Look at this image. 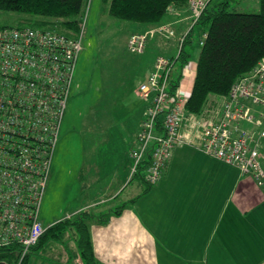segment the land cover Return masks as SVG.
I'll use <instances>...</instances> for the list:
<instances>
[{
    "label": "built area",
    "instance_id": "obj_1",
    "mask_svg": "<svg viewBox=\"0 0 264 264\" xmlns=\"http://www.w3.org/2000/svg\"><path fill=\"white\" fill-rule=\"evenodd\" d=\"M187 1L197 20L211 0ZM84 21L71 38L42 27L0 26V249L16 248L17 264L45 230L39 210L72 94L75 67L84 47ZM151 34H131L127 49L135 54L143 52ZM158 34L170 37L162 26ZM205 37L206 32L198 40L199 47L204 45ZM179 42L177 54L157 57L148 77L135 87V95L147 105L128 154L130 175L140 172L145 183L153 186L171 150L188 146L235 167L264 193L260 160L264 141V58L233 82L218 111L208 119L194 118L185 108L189 86L182 85L189 61L177 84L172 83L182 50ZM243 123L248 128L241 127Z\"/></svg>",
    "mask_w": 264,
    "mask_h": 264
},
{
    "label": "crops",
    "instance_id": "obj_2",
    "mask_svg": "<svg viewBox=\"0 0 264 264\" xmlns=\"http://www.w3.org/2000/svg\"><path fill=\"white\" fill-rule=\"evenodd\" d=\"M172 9L162 23H168L181 33L190 25L188 10ZM149 27L142 26L138 32ZM196 30L195 36H199L200 31ZM148 43L168 57L175 54V42L161 34L153 35ZM193 46H196L195 39L190 48ZM195 62L196 59L190 61ZM193 74L195 78V70ZM192 83L193 80L188 83L191 88ZM70 98L42 200L43 204L48 196L55 209L41 215L40 208L42 224L52 226L65 219L73 220L81 212L91 214L85 223L94 264H264V193L261 187L242 176L235 167L181 146L171 150L159 181L145 198L128 197L120 206L113 207L112 203L130 182V156L116 184L112 180L98 187L102 176L99 168L109 175L116 173L117 177L118 171L113 168L118 166L112 156L110 160L100 157L98 167L88 164L80 152L77 124L69 120L74 121L75 116L81 115L80 108L75 107L74 98L77 97ZM140 124L141 120L132 143ZM241 127L248 128L244 123ZM261 154L264 170V141ZM93 183L96 187L85 195V189ZM118 207H121L120 212L112 213V209ZM102 215L106 217L100 219ZM64 234L66 236L39 241L28 253L25 264H84L78 254L73 229L69 227Z\"/></svg>",
    "mask_w": 264,
    "mask_h": 264
},
{
    "label": "rangeland",
    "instance_id": "obj_3",
    "mask_svg": "<svg viewBox=\"0 0 264 264\" xmlns=\"http://www.w3.org/2000/svg\"><path fill=\"white\" fill-rule=\"evenodd\" d=\"M259 7L258 0H229L227 10L229 12L257 13ZM107 8V2L89 0L85 16L86 26L83 33L84 47L76 65L77 69L73 78V93L71 96V98L77 97L74 98L75 107L78 106L80 108L79 112L81 115L75 116L74 121L71 118L69 119L71 123L77 124L76 129L80 136L78 140L80 152L83 153L88 164L98 167L100 157H107L110 160L112 156L116 160L114 164H117L118 167L113 169L115 172L118 171L117 177L116 173H110L112 169L109 170V175L106 174L103 168H99L102 169V176L97 182L98 187L100 185H107L112 180L116 184L118 175H121L125 171L124 164L126 165L128 162V154L133 144L134 135L136 134V127L143 118L147 105L146 100L138 98L135 95V86L145 80L153 60L155 61L159 56L168 57L165 53L159 51L155 45H148L149 39L153 35L158 34L161 26L164 27L166 35L169 36L168 34H170V41L175 42V54L172 57L177 54L176 51L178 50L177 47L180 40L181 46L186 45L185 49L190 53V61L194 62V59L199 54L198 40L206 32V26L198 23L200 15L197 20L193 19V13L188 8V1L187 6L183 8L188 10L190 25L188 29H184L181 33H177L168 23L159 22V24L146 25L114 20L108 15ZM172 8L175 9V7L169 6L167 13H170L173 10ZM42 23L38 17H30L17 12L0 11V26L30 25L37 28L42 27V25L48 27L54 26L50 24V21L47 24ZM142 26L150 27L142 32H138ZM193 28H195V32H193ZM196 29L200 31L199 36H195ZM148 32H152V34L147 39L143 52L138 54L131 53L127 49L126 44L128 37L131 34H148ZM189 34H191L189 36L190 40L192 39L193 41L195 39L196 41V46H193L192 49L186 41ZM196 64L190 63L189 70L186 73L187 78L183 79L182 85L186 88H188L189 82L194 81V74L192 73L196 70ZM188 89L191 92L190 89L192 88L190 86ZM77 103L79 104L77 105ZM94 160L98 163H95ZM128 173V180L130 182L126 185L120 197L112 203L113 207L120 206L128 197L133 198L137 196V198L143 199L155 188V185L147 188L146 184L142 183L137 176H132L130 172ZM95 187L96 184H90L85 189V195ZM47 197H45L43 204H41V215H44L46 212L51 213L55 209L54 202L49 201ZM43 224L41 223V225ZM43 226L45 230L41 237L46 235L47 229L51 227V225L45 224ZM52 234L51 232L48 233L42 240L54 237ZM63 236L66 235L62 234L60 237ZM33 248L34 246L30 251Z\"/></svg>",
    "mask_w": 264,
    "mask_h": 264
},
{
    "label": "trees",
    "instance_id": "obj_4",
    "mask_svg": "<svg viewBox=\"0 0 264 264\" xmlns=\"http://www.w3.org/2000/svg\"><path fill=\"white\" fill-rule=\"evenodd\" d=\"M102 1L108 3L107 12L112 19L146 25L162 22L169 6L178 9L187 6V0ZM88 4L89 0H0V11L38 17L42 24L50 21L54 26L42 25V28L56 30L71 38L75 37L82 27ZM228 4L229 0H211L200 15L198 23L206 26V37L204 45L198 49L195 78L185 105L188 114L194 118L211 117L218 111L220 102L233 82L264 58V0H258L260 7L257 13L229 12ZM190 35L186 40L189 44L192 43ZM185 46L182 47L175 62L176 68L172 73L174 85L182 77L180 72L190 59V53ZM133 176H137L142 183H145L140 172H136ZM146 187L149 188L150 185L146 184ZM120 208L112 209V213H119ZM91 216L87 212H81L73 220L59 221L47 229L46 235L53 232L52 235L58 238L71 227L75 234L79 256L84 264H94L90 235L85 223ZM105 217L102 215L100 219ZM46 235H43L39 241ZM27 256L28 254L21 264H25ZM0 262L16 264L17 249H0Z\"/></svg>",
    "mask_w": 264,
    "mask_h": 264
},
{
    "label": "water",
    "instance_id": "obj_5",
    "mask_svg": "<svg viewBox=\"0 0 264 264\" xmlns=\"http://www.w3.org/2000/svg\"><path fill=\"white\" fill-rule=\"evenodd\" d=\"M0 264H7V263L6 262H4V263L3 262H0Z\"/></svg>",
    "mask_w": 264,
    "mask_h": 264
}]
</instances>
